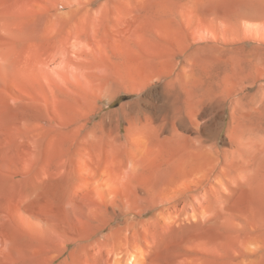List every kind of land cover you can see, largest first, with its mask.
<instances>
[{
    "label": "rangeland",
    "instance_id": "obj_1",
    "mask_svg": "<svg viewBox=\"0 0 264 264\" xmlns=\"http://www.w3.org/2000/svg\"><path fill=\"white\" fill-rule=\"evenodd\" d=\"M96 1L0 0L16 21L0 26V264H43L60 248L96 202L90 168H111L126 198L147 188L145 208L188 160L206 178L187 173V194L211 187L210 216L225 221L155 231L152 220L140 239L156 263L264 264V0ZM143 86L138 125L129 103ZM163 87L175 95L169 110L158 108ZM140 130L148 151L133 166L126 146ZM252 237L260 248L250 255ZM71 248L62 259L81 264Z\"/></svg>",
    "mask_w": 264,
    "mask_h": 264
},
{
    "label": "bare ground",
    "instance_id": "obj_2",
    "mask_svg": "<svg viewBox=\"0 0 264 264\" xmlns=\"http://www.w3.org/2000/svg\"><path fill=\"white\" fill-rule=\"evenodd\" d=\"M85 1H89L90 3H92L91 1H93V0H85ZM96 2H98V0ZM101 5L104 6L105 4H101ZM8 19H10V18H6L5 16L3 17V15H0V26L4 27V25H5V27H7L6 24H8V23H10V25H12V27L14 25H16L15 20L9 21ZM8 27H10V26H8ZM148 86H143L142 88H139L138 90H136L135 92L138 94V97L129 103L130 106L134 107V111L131 113L129 121L134 122L138 125L140 124V122H139L140 118L142 117L143 114L146 113V110L144 107H142L141 103L146 101L145 97L143 95L147 91ZM112 99H114L113 96L111 97L110 100L112 101ZM160 100H161V102L163 101V104L161 103L158 106V108L161 110H169L174 105L175 95H174V93L168 92V90L165 87H163L161 92H160ZM97 111H99V110H97ZM85 112H87V111H85ZM96 112L89 113L87 118H86V121L87 122L91 121L92 118L95 117V115L97 114ZM111 116H112L110 118L111 119V125H113L117 129H119L121 127V124H122L121 119L116 117L114 114H112ZM101 125L106 126V123L104 121H101ZM145 126H146V124L143 127H145ZM138 128H139V126H138ZM110 131L108 130L107 133L109 132V134H111ZM116 131L117 130L114 131V129H112L111 135L112 136L114 135L113 139H115V140L121 139L122 135H120V133H118ZM113 132H115V133L113 134ZM145 132H147V131L145 130ZM135 134H136V136L133 140V143L131 145L129 144V146H126V147H128L127 148L129 150L128 152L131 154V156H130L131 161L130 162L132 163L133 166H136V162H135L136 158L142 156V154L144 155L145 150L148 151L147 148L149 145V143H148L149 142V138H148L149 135L147 136L146 135L147 133H144L143 130H140L139 133H135ZM111 135H109L108 137H110ZM110 139H112V138H110ZM122 144L123 143H121V145ZM126 144H127V142L123 145H126ZM126 147L124 146V149L127 151ZM200 163H197V164L195 163L198 168L194 169L195 165L193 164V161L188 160V161L184 162L183 166L180 167V171L178 173L179 178L174 179L171 182L160 185L162 201L161 202L160 201L159 202H153L151 205H148L145 208H143L141 206V204H139L140 203L139 200H142L144 198H146V199L151 198L150 192L147 188L142 189L143 193L136 192L134 194L133 198H129V197L126 198V197H124L126 195L122 196L120 194L121 192L117 193V191H116L117 187H115L114 183H113L116 181H114V179L111 178V175H113L112 174L113 172H111V170H112L111 168H109V167H102V168H96V167L94 168L93 167V168H90V171H89L90 175L89 174L88 175L90 176L91 179L90 180H89V178L86 179V181L87 180L90 181L88 183L86 182V184H87L86 187H88V190L90 189V190H92V192H94V194H96V197L91 198V199L97 198V199H95L96 202H95V200H92L95 203H93L90 207H88L89 209L87 208V210H84L85 211L84 217L82 219H81V217L79 219L77 218V220L81 219L80 220L81 225L80 224H79V226L77 225L78 226L77 229H76V227L73 230L69 229L70 233H71L70 235L65 233L64 234L65 237H64V235H62V234L64 232H67V231H64L61 234L60 233L61 230L56 229V227H54L55 229L50 227L51 229H53L52 231H51V229H49L51 232L54 231V232H56V234H58V233L61 234L63 237L62 236H60V237L63 239H60L62 241H60L61 245L59 246L60 247L59 249L56 248V251H53L51 253H47L45 255L43 264H54V263L63 264L65 262L67 264H70V261L71 260L74 261V259H71L70 261H69V259H64L65 257L63 258L64 260L62 259V256L69 249V245H70V247L71 246L73 247V248H71V249H73V255L74 254L76 255L77 253L79 254V252H80L79 256L81 255L82 261L80 260L79 256H77V259L78 258L79 259L78 260L75 259V260H77L78 262L80 260L81 264L83 262V258H84V260L87 261V262L85 261V263H83V264H86L89 262H90L89 264H94V263H91V261L94 262L93 260H95V262H96L97 259H99V258L103 259L102 262H105V264H160V263H156V261H155L154 257H156V256H155V254L153 256L152 252L154 250L151 252V247L149 244L150 242L148 240L140 239V237L143 233L142 232L140 234V231L141 230H144V231L150 230L151 224H149V226H150V229H149L148 223L151 222L152 220L156 221V222H153V224L155 223V225H153V226L156 227V229H154L155 231L158 230L157 227H160V228L166 229V230H175L177 228H180L184 223H187L190 225H195V226L201 225L204 228L205 227L208 228L209 226H212L213 224H215V225L219 224V226L222 227L221 225L225 221V220L223 221L222 219H224V218L220 216V217H217L216 220L214 219L215 221L212 220L213 216H210L211 215L209 212L210 209L207 206L208 203L206 204V201L209 198L208 192L210 191L211 187L209 188V191H208V187L205 188L204 183H202V182H201L202 184L199 183V184H201V186L204 184L201 199H199V197L197 198V196L192 197V198H196V199H192L190 196V193H189V195L187 194L188 190H190L192 188L191 182L187 181V177H188L187 173H189L191 170H193V171L196 170L195 172H198V174H200L202 176L201 179L206 178L205 171H203L201 166L199 167V165H198ZM160 165L161 164H158V166H160ZM88 168H89V166H88ZM199 168H201V169H199ZM197 169H199V170L197 171ZM186 175H187V177H186ZM200 175H199V177H200ZM111 179L113 182L111 181ZM197 185H198V183H197ZM117 186H119V185H117ZM63 187L61 186V188H63ZM196 187H198V186H195V188ZM59 190H61V189H59ZM65 190L66 189H64V191ZM66 191H68V190H66ZM200 191H201V189H200ZM132 192H134V191H132ZM61 193H62V191H61ZM65 194L68 195L66 192L64 193V195ZM94 194L92 193V196ZM209 195H210V193H209ZM198 199H199V201H198ZM176 200L183 201L184 204H183V207L181 209L177 208V204L175 203ZM196 200L198 201V203L196 202ZM79 206L80 205H78V207ZM79 209H81V208H79ZM83 214H81V215L83 216ZM146 214H151L152 217H150L149 219L142 220L141 217L145 216ZM76 223H75V225H76ZM153 226H152V228H153ZM151 231H149V233ZM151 233H153V232H151ZM152 235H154V234H152ZM155 235L157 236L156 233H155ZM148 236H150V235H148ZM221 240H223V239H221ZM204 245H205V243H204ZM244 246H245V250L247 251L246 253L253 255V254H256L258 252V250L260 248V242L255 237L254 238L252 237L246 241ZM74 251L75 252L78 251V252L74 253ZM71 252H72V250H71ZM189 255H190V259H193V256H191V254H189ZM195 258L198 260L197 257H195ZM254 258H256V257H254ZM91 259H93V260H91ZM243 259L244 260H241L239 262V264H247L245 257ZM89 260H91V261H89ZM157 262H159V261H157ZM161 262H163V261H161ZM180 262H181V260H180ZM195 262H191V264H193V263L197 264L198 263V261H197V263H195ZM249 262L252 263V261L250 259H249ZM96 263H98V262H96ZM99 263H101V260ZM200 263H202V262H200ZM74 264H78V263H74ZM79 264H80V262H79ZM161 264H163V263H161ZM172 264H174V263H172Z\"/></svg>",
    "mask_w": 264,
    "mask_h": 264
}]
</instances>
